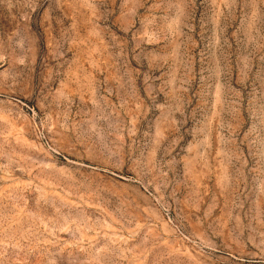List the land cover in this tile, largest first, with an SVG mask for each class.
<instances>
[{
    "label": "rangeland",
    "instance_id": "rangeland-1",
    "mask_svg": "<svg viewBox=\"0 0 264 264\" xmlns=\"http://www.w3.org/2000/svg\"><path fill=\"white\" fill-rule=\"evenodd\" d=\"M0 264H264V0H0Z\"/></svg>",
    "mask_w": 264,
    "mask_h": 264
}]
</instances>
